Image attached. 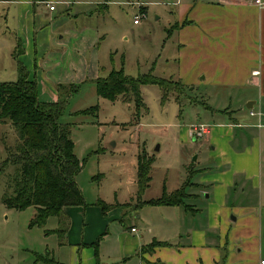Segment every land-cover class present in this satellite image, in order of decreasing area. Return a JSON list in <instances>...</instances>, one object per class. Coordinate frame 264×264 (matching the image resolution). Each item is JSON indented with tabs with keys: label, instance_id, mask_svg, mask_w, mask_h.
I'll use <instances>...</instances> for the list:
<instances>
[{
	"label": "rangeland",
	"instance_id": "374dc122",
	"mask_svg": "<svg viewBox=\"0 0 264 264\" xmlns=\"http://www.w3.org/2000/svg\"><path fill=\"white\" fill-rule=\"evenodd\" d=\"M64 1L68 4H56L53 13L40 2L30 3L27 8L15 2L0 1V82L17 79L18 43L25 52L20 60L29 70L28 78L31 79L34 62L46 54L45 50L51 44L49 37L53 35V41H61L71 50L56 63H51L49 54L44 55L43 58L48 59L46 68L50 70L43 67L35 70L37 98L42 102L65 99L58 120L70 127L74 152L80 163L76 182L84 197V206L101 208L102 204H109L108 209L120 212V221H115L118 229L112 232V237L121 231L129 234L131 226L138 222L133 214V210L139 211L135 205L143 199L160 197L163 191H178L184 186L182 205L192 210L189 192L190 186H195L192 185L196 166L193 159L197 153L206 154L210 149L206 142L205 146H200L203 143L201 138L207 133V126L229 115L221 112L211 119L206 105L230 111L238 117V108L247 110L248 101L256 100L254 110L264 113V93L260 95L257 86L210 85L201 78L203 73L198 75L201 82L194 85H184L176 79L174 23L178 7L167 4L174 0ZM79 1H91L92 4L83 5ZM186 1L195 0H183ZM136 15L140 18L139 25L133 24ZM82 29L86 30L83 38L72 35L74 30ZM90 32L96 39L93 44ZM62 34V39H58ZM79 42L81 49H86L83 55L79 54L83 60L68 64L71 55L77 54ZM35 44L36 53L33 52ZM57 49L65 54L64 50ZM92 57L98 60L99 66L94 67ZM120 67L132 77L146 73L161 77L165 80L163 84L169 87L161 91L154 84L141 85L146 108L141 109L138 118L134 117L133 102L110 101L96 93L94 81L97 76L104 77L111 68ZM51 70L56 74H48ZM175 81L178 84H174ZM59 83L63 86L61 89ZM161 94L165 95L163 103ZM247 94L255 99L245 101ZM94 105H98L96 113H79ZM262 120L264 122V117ZM202 125L204 129L200 130ZM188 127L198 138L182 137L181 131ZM261 130L264 131V127ZM15 141L16 135L9 120L0 122V161L6 157L5 145H13ZM144 155L154 160L148 186L140 194L136 182L137 159L140 156L144 163ZM261 156L264 189V144ZM15 171L16 166L10 165L0 175V199L11 193L9 185ZM175 195L173 199L180 200V195ZM122 212L125 215L120 219ZM33 213L34 207L17 210L0 202V264H61L57 259L56 236L59 241L62 238L57 230L50 231L56 227L57 219L52 217L42 226H30ZM146 215L151 220L158 217L154 210ZM260 215L264 228V213L258 211L256 218L258 220ZM63 227L60 222L59 228ZM44 228L48 229L45 232L47 237L43 234ZM252 246L246 245L248 251L254 250ZM89 247L95 256L96 246ZM262 249L264 258V230ZM60 257H67V253H61Z\"/></svg>",
	"mask_w": 264,
	"mask_h": 264
},
{
	"label": "crops",
	"instance_id": "0c3cea01",
	"mask_svg": "<svg viewBox=\"0 0 264 264\" xmlns=\"http://www.w3.org/2000/svg\"><path fill=\"white\" fill-rule=\"evenodd\" d=\"M53 1L56 2L54 10H49L44 2L40 3L52 13L56 11V4H68L64 0ZM4 2H15L27 8L30 3H38L33 0ZM79 4L92 2L79 1ZM167 4L178 7L174 23L177 37L175 77L178 81L184 85L198 84L201 82L198 75L203 73L201 78L210 85L257 86L260 95L264 93V8H259L254 0H174ZM183 22L185 25H181ZM85 34V29L72 32L77 38H83ZM90 34L93 44L96 39L92 32ZM53 40L51 35V44L44 55L49 54L51 63H56L71 49L63 46L61 41ZM80 43L77 54L71 55L68 64L83 60L80 55L86 49L82 50ZM36 47L35 44V53ZM44 55L34 62L35 75L36 69H47L48 59L43 58ZM91 61L94 67L99 66L95 58ZM51 73L55 71L48 72ZM244 97L245 101L255 99L248 94ZM248 104L251 107L247 110L238 108V117L230 111L206 105L211 119L221 112L229 115L207 126L208 131L201 138L200 146H205L206 142L210 149L206 154L197 153L193 159L196 166L191 183L195 186H190L189 192L192 210L182 204L149 205L142 203L145 199L140 200L135 205L139 211L133 210L138 221L136 226H131L129 234L116 232L113 239L112 232L118 229L115 221L119 219V211L108 209L109 204H103L105 210L102 207L66 206L61 216L49 217L57 219L56 227L50 231L57 230L62 238L59 241L56 236L58 261L61 264H260L264 259V228L262 216L257 220L256 213H264L261 166L264 113L254 110L256 100L248 101ZM181 134L192 140L198 138L190 127ZM151 210L158 213L154 220L146 215ZM124 215L122 212L120 219ZM60 222L64 225L62 229ZM42 230L47 237L48 229ZM247 244L254 245V250L248 251ZM89 245L96 246L95 256ZM61 253H67V257L61 258Z\"/></svg>",
	"mask_w": 264,
	"mask_h": 264
},
{
	"label": "trees",
	"instance_id": "16d2710c",
	"mask_svg": "<svg viewBox=\"0 0 264 264\" xmlns=\"http://www.w3.org/2000/svg\"><path fill=\"white\" fill-rule=\"evenodd\" d=\"M13 1V0H0ZM45 0H33L43 2ZM106 5V4H101ZM17 79L0 82V122L9 120L16 135L13 145H5L6 157L0 161V175L10 165L16 166L11 179L10 194L3 195L0 202L8 208L22 210L34 207L35 213L30 226H42L50 216H61L66 206H84V197L76 182L80 163L74 152V142L68 124L59 122L65 99L42 102L37 98L35 74L29 79V70L21 62L23 54L18 43ZM95 89L99 97L110 101L120 99L123 103L133 102L134 117L138 118L145 106L140 87L143 84L157 85L160 90L169 88L165 80L151 73L137 77L128 76L123 67L112 68L104 77L95 79ZM167 82V81H166ZM169 82V81H168ZM174 84H178L176 81ZM61 89V84H59ZM73 88V86H71ZM162 91V90H161ZM165 98L161 94V102ZM146 108V106H145ZM98 105L79 111L96 113ZM137 159L136 182L138 193H143L150 180V166L154 159L142 156ZM139 194V195H140ZM176 194V195H175ZM180 195V200L173 197ZM184 197V186L171 193L163 191L160 197L145 200L149 205H179ZM102 210H105L102 204ZM96 243H94L95 245Z\"/></svg>",
	"mask_w": 264,
	"mask_h": 264
},
{
	"label": "built area",
	"instance_id": "2783aa9c",
	"mask_svg": "<svg viewBox=\"0 0 264 264\" xmlns=\"http://www.w3.org/2000/svg\"><path fill=\"white\" fill-rule=\"evenodd\" d=\"M44 3L46 6H48L49 10H54L55 8V3L53 0H45ZM254 3L259 7V8H264V0H254ZM140 22L139 16H134L133 23L138 24ZM253 74H257V72H253ZM250 114L253 115L254 113L250 111ZM199 129H204V126H199ZM135 228H132L131 230L134 231ZM260 264H264V259L260 260Z\"/></svg>",
	"mask_w": 264,
	"mask_h": 264
},
{
	"label": "water",
	"instance_id": "95a60500",
	"mask_svg": "<svg viewBox=\"0 0 264 264\" xmlns=\"http://www.w3.org/2000/svg\"><path fill=\"white\" fill-rule=\"evenodd\" d=\"M246 107H251V105L250 104H248L247 103V106ZM159 148H158V146L156 147V150H158Z\"/></svg>",
	"mask_w": 264,
	"mask_h": 264
}]
</instances>
